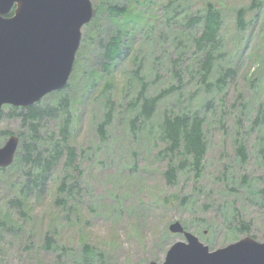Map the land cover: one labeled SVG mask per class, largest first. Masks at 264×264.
Here are the masks:
<instances>
[{
  "label": "rangeland",
  "instance_id": "rangeland-1",
  "mask_svg": "<svg viewBox=\"0 0 264 264\" xmlns=\"http://www.w3.org/2000/svg\"><path fill=\"white\" fill-rule=\"evenodd\" d=\"M101 1L92 0L95 11L91 24H108L102 9L97 8ZM118 1L127 2L131 13L142 14V20L154 23L158 19L155 26L159 28L153 36V44H143L144 50L158 55L157 60L147 58L141 71L140 78L145 76L148 83L147 95H154L169 84H180V103H188L191 108L199 107L205 116L207 152L202 177L195 182L190 176L181 175L175 184L166 183L163 177L166 162L155 156L152 139L155 136L153 121L158 122L159 114H153L149 121V135L146 134L148 126L144 124L140 129L136 126L137 135L133 136L129 114L126 115L122 102L124 92L135 84L130 82L128 86V79L135 76L133 68L136 65H131L128 58L116 64L109 75L105 74L97 62L99 49L95 32L91 26H83L67 87L41 100L45 104L55 102L59 96L70 97L74 116L70 142L86 152L78 157L82 175L79 176L80 191L75 196L77 201L66 199L65 203L67 206L78 203V207L68 216L67 208L62 210L54 201L61 172L58 164L41 196L22 198L20 207L9 205V199L18 195L22 180L19 167L17 170L11 167L18 156L19 139L13 162L0 167L6 169L0 172V264H56L57 253L44 246L46 234L51 235L57 245L69 246L74 252H78L83 244L94 246L102 252L100 258H94L98 264H148L151 260L161 263L169 245L185 239L183 234L168 230V224L173 220L181 221L187 217L191 224L188 230L211 249L229 243L224 228L198 227V217L219 220L222 212L232 204H237L243 214L252 219L253 231L245 235H255L258 241H264V209L248 201L243 193L244 186L239 188L242 194L236 203L234 195L216 180V176L227 169L230 183L238 185V173H245L254 181L263 170L257 152L259 134L251 130L250 125L258 107L264 109V0H211L224 15L221 35L225 56L221 65L235 69L234 76L222 90L211 92L198 86L191 48L178 38L173 41V37L180 36L183 30L177 24L166 26L164 23L162 4L169 0ZM204 1L174 0L173 5L193 11ZM240 7L244 8L242 28L237 26L236 10ZM112 31L110 26L107 34ZM139 35L134 34L131 55L139 49ZM176 42L178 46H175ZM179 53H182V76L177 80L170 60ZM215 75L213 71L211 77ZM106 82L112 85V98L118 104L122 103L117 110L122 111H117L107 127V140L101 141L97 124L106 110ZM176 99L177 95L163 99L161 109L167 104L168 108L177 111L172 106ZM208 100L212 101L211 106L205 105ZM59 124L58 118L46 119L41 132ZM18 128L17 118L0 121V130L10 129L18 134ZM239 137L244 139L248 153L244 163L236 154ZM6 138L0 137V146ZM257 186L254 183L252 189ZM187 191H192L194 204L185 207L180 205L177 196ZM254 197L255 194L248 191V198ZM205 204L208 209L203 208ZM165 229L168 233L166 239L162 235Z\"/></svg>",
  "mask_w": 264,
  "mask_h": 264
},
{
  "label": "trees",
  "instance_id": "trees-1",
  "mask_svg": "<svg viewBox=\"0 0 264 264\" xmlns=\"http://www.w3.org/2000/svg\"><path fill=\"white\" fill-rule=\"evenodd\" d=\"M173 3L174 0H169L162 4L164 23L166 26L177 24L183 30L180 36L173 37V41L178 38V41L182 40L191 48L190 54L194 56L196 65L194 74L198 76L199 88H203L205 92L222 90L235 74L234 67L221 65V59L225 56L221 35L224 23L222 9L218 8L211 0H205L193 11H188L186 7L173 5ZM140 5L143 6V4ZM97 8L102 9L103 18L108 24L94 25L90 21L86 25L91 26L95 32V41L99 49L97 62L100 63L101 70L109 75L116 64L124 62L128 58L131 60V65H136L133 68L135 76L128 79V86L130 82L135 84L124 92L122 98V102L125 104V113L129 114L128 122L133 136L137 135L136 126L140 129V126L144 124L148 126L146 134L149 135V131H151L149 121L153 114H159L158 122L153 121L155 136H152V139L156 148L155 156L166 162L163 171L166 183L175 184L176 179L181 175L190 176L197 182L202 177L204 157L207 152L205 116L201 114L199 107L191 108L188 103L183 105L180 103L179 89L182 87L180 84H169L162 87L156 94L147 95L148 83L145 81V76L142 77L143 79L140 78L146 59H158V55L154 51L148 52L143 49V44H150V42L153 44V36L159 28L155 26L158 19L154 23L148 19L142 20L143 15L138 12L131 13L125 1L102 0ZM243 12V7L236 10L238 28L244 26ZM119 19L122 21H118ZM110 26L113 31L107 34ZM138 33H140L139 49L131 55L134 50V34ZM175 46H178L177 42ZM181 55L182 53H179L177 57L170 60L173 76L177 80L182 76ZM213 71L216 75L212 78ZM106 83L108 86L105 89L107 93L104 95L106 110L102 120L97 124L101 141L107 140V127L113 121L117 111H122L121 109L117 110L118 105L121 106L122 103L118 104L110 94L112 85L109 82ZM172 95H177L172 106L178 110L168 108L167 104L161 109L160 103L163 99ZM125 98H127L126 101H124ZM205 105L211 106L212 101H206ZM4 118L19 120L17 135L20 139V147L15 163L11 167L16 170L19 167L22 180L17 189L18 195L9 199V205L20 207L21 204L23 205L22 198L33 197V195L41 196L48 187L55 166L58 164L61 172L58 176L54 201L62 210L67 208L69 216L70 212L78 207V203L67 206L65 200L77 201L75 196L80 191L79 176L82 175L78 157L86 152L83 148H77L70 142L74 122L70 97L68 95L59 96L55 102L42 104L39 101L25 107L4 105L0 111V121ZM54 118L60 119V124L54 129L41 132L43 121ZM250 129L259 134L257 152L263 166L261 174L252 181L247 174L238 173L239 184L235 185L230 183L227 169H224L221 174L216 176V180L234 195L236 203L242 194L239 188L244 186L243 193L248 201L258 204L264 209V109L262 106L258 107L257 113L253 116ZM237 132L241 133L239 126ZM11 133L13 131L10 129H1L0 137L6 138ZM237 139L239 143L236 154L244 163L248 159L245 142L242 137ZM46 141L49 142V145ZM4 171H6L5 168L0 169V172ZM254 183L258 186L252 189ZM192 191L199 192L200 190L192 189ZM192 191L177 196L180 205L188 207L194 204L191 201ZM248 191L254 193L255 197L248 198ZM203 208L208 209L209 206L205 204ZM227 209L222 212V217L219 220L198 217V227L204 225L207 228L215 229L220 226L226 230V236L230 242L253 231L252 219L247 218L248 215L243 214L237 204H232ZM180 222L185 229L191 227L187 217L181 218ZM162 235L165 239L167 238L166 229ZM44 246L57 253L56 264H98L94 258H100L102 255L100 250L89 244H83L78 252H74L69 246L54 243L49 234L45 236Z\"/></svg>",
  "mask_w": 264,
  "mask_h": 264
},
{
  "label": "water",
  "instance_id": "water-1",
  "mask_svg": "<svg viewBox=\"0 0 264 264\" xmlns=\"http://www.w3.org/2000/svg\"><path fill=\"white\" fill-rule=\"evenodd\" d=\"M93 14L92 0H0V110L28 106L66 86L81 29ZM18 142V135L7 136L0 167L13 162ZM168 229L185 239L171 243L161 263L149 264H264V241L252 235L211 249L178 220Z\"/></svg>",
  "mask_w": 264,
  "mask_h": 264
}]
</instances>
